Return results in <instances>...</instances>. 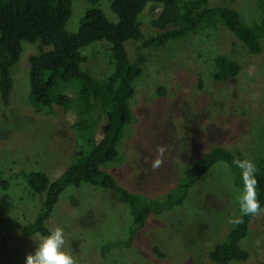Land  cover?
<instances>
[{
	"label": "rangeland",
	"instance_id": "obj_1",
	"mask_svg": "<svg viewBox=\"0 0 264 264\" xmlns=\"http://www.w3.org/2000/svg\"><path fill=\"white\" fill-rule=\"evenodd\" d=\"M207 1L210 8L235 11L245 25L258 20L255 0ZM94 5L115 21L107 0H95ZM89 7L91 0L72 2L67 32L76 31L79 17ZM158 12V6L147 4L138 15L143 38L155 35L150 21ZM37 44L21 42L19 59L11 69L8 104L0 103V177L8 183L0 190V264H25L40 238L22 236L21 228L35 216L43 194L32 195L18 173L41 171L52 181L74 159L75 142L67 128L69 110L56 108L54 116H45L35 113L27 100V58L36 52ZM124 48L131 62L142 57V74L132 83L134 93L127 102L130 119L122 130L116 159L100 167L121 189L160 199L184 169L215 147L227 149L241 160L264 156V42L258 54H250L217 25L162 48L141 47L132 41ZM80 55L84 58L80 68L92 78L104 80L111 73L105 42L84 47ZM216 56L234 60L239 66L237 75L214 82L211 73ZM103 124L101 119L96 126L95 141L101 138ZM159 145H166L167 151L163 165L153 170ZM240 191L232 185L228 168L215 164L191 187L180 206L148 217L132 248L111 251L107 263L211 264L206 253L232 227L229 218L240 213ZM128 221L127 208L116 194L82 184L78 189L67 187L59 195L46 225L50 232L56 227L63 229V250L78 264H101L100 245L123 239ZM239 246L249 257L246 262L231 264H264V215L249 224Z\"/></svg>",
	"mask_w": 264,
	"mask_h": 264
},
{
	"label": "trees",
	"instance_id": "obj_2",
	"mask_svg": "<svg viewBox=\"0 0 264 264\" xmlns=\"http://www.w3.org/2000/svg\"><path fill=\"white\" fill-rule=\"evenodd\" d=\"M74 0H0V103L7 106L12 90L11 69L21 53V42H37L34 54L27 58L28 103L35 113L54 116L55 109L67 115V128L71 132L75 151L74 159L54 180L49 181L41 171H20L19 177L32 195L43 194L33 219L21 228L24 237L48 235L46 222L59 195L67 188L78 189L82 184L111 191L127 208L129 221L125 236L117 241H105L98 249L101 264L113 250L128 252L137 234L150 216L169 213L187 197L189 190L217 163L229 171L232 185L242 190L241 172L234 164L233 152L215 147L203 153L190 167L184 169L168 192L160 199H148L121 189L111 175L100 167L117 156L123 128L128 124L130 112L127 102L134 93L133 81L142 74L143 59L137 56L131 62L124 45L127 41L140 43L141 47L162 48L168 43L188 35L223 26L250 54H258L264 42V0H255L258 20L243 24L237 13L225 7H208L207 0H107L115 21L108 20L94 5L79 17L75 32L65 30ZM147 4L158 6L159 12L150 21L156 30L154 36L143 38L137 17ZM108 45L113 69L104 80L92 78L80 68L84 58L80 50L96 43ZM49 47V49H48ZM211 79L223 82L237 75L238 64L225 56L213 58ZM198 80V87H200ZM161 89L156 92L160 95ZM104 119L101 138L94 139L98 122ZM256 173L257 195L264 208V156L252 161ZM8 183L0 177V190ZM71 204L75 201L71 198ZM240 217V213L237 218ZM255 217H243V223L232 225L223 240L206 253L211 264L246 262L249 255L240 248L249 224ZM157 257L161 254L155 248Z\"/></svg>",
	"mask_w": 264,
	"mask_h": 264
},
{
	"label": "clouds",
	"instance_id": "obj_3",
	"mask_svg": "<svg viewBox=\"0 0 264 264\" xmlns=\"http://www.w3.org/2000/svg\"><path fill=\"white\" fill-rule=\"evenodd\" d=\"M157 156L152 161L153 170L160 168L164 162L167 151L166 145L157 146ZM233 164L240 169L242 179V190L239 192L237 201L240 209V217L229 218L230 224L243 223V217H258L264 215L257 195V166L249 159L233 160ZM65 245V233L62 228L56 227L48 235H43L36 243L34 253L26 256L25 264H78V261L63 250Z\"/></svg>",
	"mask_w": 264,
	"mask_h": 264
}]
</instances>
